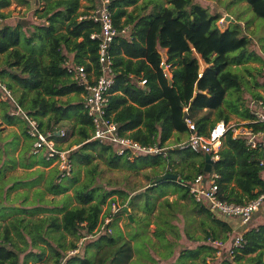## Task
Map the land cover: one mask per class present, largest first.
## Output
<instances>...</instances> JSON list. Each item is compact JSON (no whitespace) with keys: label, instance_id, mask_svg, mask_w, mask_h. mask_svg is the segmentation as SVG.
Listing matches in <instances>:
<instances>
[{"label":"trees","instance_id":"obj_1","mask_svg":"<svg viewBox=\"0 0 264 264\" xmlns=\"http://www.w3.org/2000/svg\"><path fill=\"white\" fill-rule=\"evenodd\" d=\"M46 1L48 2L43 9L35 10L42 21L34 23L35 28L29 29V34L26 33L28 28L26 29L22 22L10 25L1 24L0 21V77L11 90L15 101L28 115L36 118L44 130L56 131L69 125L66 135L57 137V140L66 142L73 138L68 146L72 169L69 173L62 174L57 165L46 159L45 151L42 159L36 157L40 151H35L34 140L28 133L25 117L16 113L18 107L15 102L2 98L0 122L7 125L18 123L21 133L32 141V148L28 151L24 147L19 158L10 155L12 151L10 145H14L17 138L19 139L16 131L6 136L8 138L14 134L13 140H8L3 147L0 145V203L3 201L8 203L5 208L10 211L4 217L9 213L13 215L8 223L0 224V264H26L20 257L25 246L27 248L29 245L26 234L32 238L36 234L41 240H46L44 236H51V232L55 230L70 233L78 238L87 236L99 225L103 204L107 201L109 205L106 213H110L112 203L117 201L113 197L115 194L121 196L126 205L114 214L110 224L114 231L99 237L98 251L95 252L98 261L92 262L76 254H69L71 258L67 259L68 256L67 261L75 262L81 258L80 261H83L79 263L83 264H132L134 244L130 240L118 243L121 239L123 241V234L122 230L120 235L115 234L116 218L121 212H129L131 208L133 211H130L127 217L132 224L133 232H129V239H141L146 246L150 242L146 230L151 224L157 201L169 190L179 192L181 197L196 203L198 212L203 216L200 228L203 225L207 228H204L206 235L201 237L202 239L227 241L234 228L226 220L228 217L215 214L207 206V209L199 207L190 193V184L196 175L207 173L204 170V159L200 166H196L195 172L184 173L183 170L181 172L174 170L175 153L185 150L188 152L183 156L186 160L188 157L204 156L203 152H196L190 147L174 146L161 153L139 154L129 159L118 154L112 144L92 139L94 125L84 105L86 89L74 78L73 71L69 70L68 54L74 52L75 62L86 65L88 71L94 68L95 73H98L99 39L91 38V34L100 31L101 24L90 16L78 20L80 0ZM88 1L90 3L87 6L88 10L96 9L102 2ZM246 1L258 16L264 18V0ZM19 2L31 5L29 0ZM142 2L140 3V0L108 2L116 26L119 29L127 28V34L118 35L110 47L115 82L110 89L109 114L113 115L117 122L120 134L130 136L145 145L157 143L167 146L175 132H191L184 119L185 108H188V118L195 123V132L208 134L220 119L229 120L221 107L226 102L229 90H240L244 81L238 72L231 69V65L247 58L251 38L243 31L239 19L226 28H221L218 21L223 15L211 12L208 7L195 0ZM11 3L12 0H0V10ZM151 4L153 7L149 11ZM130 6H133L132 10L128 9ZM88 12L83 11L80 14ZM7 16L0 11L1 20ZM61 27L65 28V31H60ZM38 40L44 44L41 53L30 49L31 44ZM161 50H165L168 55L165 64ZM85 56L90 61H86ZM166 64L171 66L172 80L165 70ZM261 73L264 74V68ZM142 80L146 82L142 83ZM257 85L264 86V82ZM262 97V94L257 93L251 100ZM251 100L244 102L245 108L238 111L249 121L254 118ZM237 105L233 106L239 107ZM204 109L206 111L199 115L198 112ZM215 110L218 112L213 118ZM245 125L256 131L264 129L263 123L249 122ZM1 138L0 136V140ZM74 144L77 146L72 148ZM2 155L7 158L1 157ZM263 158L264 149L251 148L244 136L234 137L233 131L229 130L223 140L220 159L214 162L213 167V171L220 175L221 197L230 202L243 204L264 191L263 166L260 165ZM100 161L111 168L152 167L155 170V177L144 191L133 195L132 192L136 190L133 187L129 192L122 188H109V182L99 186L97 177L101 172ZM18 164L25 168H32L35 165L53 166L56 176L61 181L52 174L48 180V190L53 194H59L72 187L77 204L66 207L64 203V206L59 205L60 202L57 203L56 200L42 199L54 206L28 207L29 203H26L28 198L24 195L23 200L20 199L22 203L17 206L20 194L16 193V197H12L11 191L19 185L34 186L43 177L42 174L39 178L32 179L7 176L5 170L16 168ZM82 168L85 179L80 181ZM170 170L180 175L178 181L168 179L157 181L159 176ZM66 177L68 181H64L63 178ZM160 186L163 187L160 189ZM36 192L41 196L44 194L40 189ZM139 198H143L144 201L137 202ZM32 203L35 204V201ZM167 205L170 206L172 203L168 201ZM162 206L161 201L158 219L155 221L156 235L162 238L163 244L172 248L173 243L165 238L166 233L178 236L179 233L176 232L178 229L175 223L170 220L173 216L171 211L169 209L166 211ZM125 207L129 210H125ZM263 207L264 205L261 208ZM45 210L49 213L42 215L38 221L25 217L26 213L36 216ZM139 212H143L144 215L139 216ZM259 215L264 217V211ZM261 218L256 225L249 224L246 227L242 244L234 247L235 257L230 258L228 252L224 251L223 263L220 264L233 262L264 264V219ZM47 224L50 227L46 228ZM103 241L104 244L101 243ZM60 248L78 249V244L74 241L67 245L60 242ZM218 251L217 246L200 244L196 249H184L182 255L188 257L192 254L197 257L203 254L202 260L207 264L206 255L216 258ZM38 254L29 253L26 258ZM55 254L54 264H60L64 258L63 252L56 249Z\"/></svg>","mask_w":264,"mask_h":264},{"label":"rangeland","instance_id":"obj_2","mask_svg":"<svg viewBox=\"0 0 264 264\" xmlns=\"http://www.w3.org/2000/svg\"><path fill=\"white\" fill-rule=\"evenodd\" d=\"M143 0H140V3ZM158 2H164L166 0H157ZM198 3H201L203 6L208 7L211 12L213 13H221L223 17L218 21V24L220 25L221 28H226L229 26L231 23H235L236 19H239V22L242 24V29L246 33L247 36L251 38V42L248 46L247 53V58L244 60L243 63L237 64L236 66H232V69L236 72H238L244 79L243 82V88L244 90L240 91L241 96H243L245 99L248 97L250 99V92L254 90V88L258 87L257 84L256 87L254 86L255 82H258L259 84L264 82V74H262V70L264 68V18L258 16L252 7L249 5V3L246 0H195ZM30 6L27 4H20L19 0H12L11 5L3 8L0 11H3L6 13L8 16L4 19L1 20V24H10V25H15L17 23L22 22L23 25L26 26V29L28 28V31L26 32L29 34V29L34 30V23L41 22L42 19H39L37 14H36V9L42 7V0H29ZM153 4L150 5L149 11L152 9ZM130 9H132L130 7ZM30 49L34 50L35 52L41 53L44 50V44L41 41H36L33 44H31ZM161 54L163 55V59L165 60L167 57V53L165 50H161ZM261 87V86H260ZM245 89L247 90L245 92ZM234 95L229 96V101L233 100ZM66 98V97H64ZM2 97L0 96V101ZM247 99V101H248ZM224 106V105H223ZM224 108V107H223ZM69 127V125L63 126V128L66 130ZM0 136L2 137L0 140V145L3 147L8 143V140H13L14 134L12 136L6 137L9 133L16 131V136L19 135V139L17 138V142H14V145H10V149H12L11 154L15 158H19L21 156V151L25 147L26 150L30 151L32 148V141L24 136V134L21 133V128L19 124L15 125H7V124H2L0 122ZM178 136L176 137V139ZM189 138V137H188ZM188 138H184L183 136H179L180 140H176V144L179 143L180 141H185ZM73 138H71L69 141L65 142L66 146H69V143H71ZM175 139V138H174ZM176 144L174 146H176ZM77 145H72V147H76ZM26 152V151H25ZM188 153L185 150L179 152L178 154H174L173 158H184L183 156ZM44 155V151H40L36 155L37 158L42 159ZM1 157L7 158V156L2 155ZM186 159H194L192 157H188ZM98 161V160H96ZM189 162V160H187ZM100 163V169L101 172L97 177L98 185L102 186L104 185V182H109V188H122L125 189L129 192H131V188H135L136 190L132 192V195L135 193H140L146 189L149 185H151L152 178L155 177L154 172L155 170L152 167L148 166H141L140 168L137 167H124L120 166L118 168H111L107 165H105L102 161ZM78 167V165H76ZM7 167H5L6 169ZM178 167L177 169L175 168L174 170H181ZM55 168L53 167H44V166H34L32 168H25V167H20L19 164L16 166V168H8L5 170V173L7 176L13 175V176H19L24 179H32V178H39L42 174L41 180L37 183L34 184V186H19L16 189H13L11 191V196L16 197V193H19V199L17 202H20V199L24 196L27 195L28 201L29 202H34L36 204H40L42 207H52L53 204H50L49 202L42 201V199H49L52 201H55L57 203L62 202L64 200V204L67 207V203L69 202L70 205H75L77 204V201L74 198V189L70 187L66 192L62 194H52L48 190V180L53 174V176H56L57 173H55ZM193 172L194 169L190 168L189 165H187L185 171L187 172ZM82 174L80 177V181H83L85 179L84 175V168L81 169ZM32 172V173H31ZM64 181H68V177L63 178ZM163 186H160L159 188L161 189ZM37 189H40L43 191V196L36 194ZM66 196V197H65ZM71 197V199H69ZM65 197V199H63ZM113 197L117 199V203H119L121 206L126 205L123 202V198L119 196L118 194H115ZM181 195L180 193H172L171 190L167 191L166 194H164L163 197H161L159 201H162L163 206L166 211L169 209L172 213L173 216L170 217V220L175 223V227H177L179 233V237L172 235V234H167V237L169 240L174 242L173 246V255L169 257L168 259H165L161 257V253L166 249L164 248V245H161V243L158 240H154L155 243L149 242L150 244H147L146 246L143 245V242L141 239L136 240L135 242V255L132 264H170L177 259H179V252L181 249H186V248H195L199 244H208V245H214L216 246L213 241L214 240H208V239H202L201 237H204L206 235L205 229L206 225H203V227L200 228L202 225V218L203 216L198 215L194 213L193 207L194 203L191 202L190 199L183 200L180 198ZM167 198V200H165ZM1 200V198H0ZM59 200V202L57 201ZM109 200V199H108ZM144 201L143 198L137 199V202ZM170 201L172 205L168 206L167 202ZM109 201H107L105 204H103V209L108 207ZM5 203V202H3ZM13 203V202H12ZM21 203V202H20ZM8 204V203H7ZM7 204L5 203V207H7ZM1 208L0 209V217H4V215L10 211L8 208ZM133 211L131 208L129 210ZM129 212L123 211L121 212V215L116 218L115 222V234L120 235L121 230L123 234V241L119 240L118 243L121 244V242H124L126 240H130L132 243L134 239H129L130 235L129 232H133L132 230V224H130V220L127 217L129 215ZM155 213H153L152 219H158L157 215L159 214V209L154 210ZM139 216H143V212L138 213ZM8 217V214H7ZM13 215L9 216L8 219L5 221V224L8 223L12 219ZM230 220V222L233 225H236L237 219L235 218H227L226 220ZM258 220V219H257ZM2 225L3 223L0 222ZM120 227V228H119ZM155 229V224H151L149 228V234L152 235L151 231ZM207 229V228H206ZM136 230V229H135ZM134 230V232H135ZM114 231V229H113ZM234 232L230 233V238L232 239L234 236ZM89 235V234H88ZM87 235V237H88ZM101 236V235H100ZM98 236L97 238L99 239ZM92 237V235H91ZM89 238L86 240L85 247L82 249V253H79V255L84 256L85 254V248L88 245H91L93 241H91L92 238ZM86 238V237H85ZM84 238V239H85ZM96 239V238H95ZM30 240V239H29ZM94 240V239H93ZM70 241L78 242L79 246V238L71 236ZM69 241V242H70ZM83 241V240H81ZM98 241V240H94ZM82 243V242H81ZM101 243H105L104 241ZM230 243V242H229ZM81 245V247H83ZM145 246V247H144ZM230 244H227L225 247L224 251H229ZM49 247H46L48 249ZM29 249H39L37 246H29ZM37 250V251H38ZM26 251L24 250L21 253V261L23 262L25 259ZM46 251V250H45ZM222 253L224 252L223 250H219ZM77 253V252H76ZM148 253H151L149 257H152L153 255L155 257H161L159 261H151L150 263L147 262L148 258ZM222 253L218 254L216 253V258L212 257L211 255H206V260L207 264H220L223 263V257ZM208 256V257H207ZM50 256H47V259H49ZM235 256H230V258H234ZM30 264V262H33L31 259L27 260L26 264ZM235 262H233L234 264ZM185 264H205L201 258H197L194 261L191 260V258H187V261ZM240 264V263H239Z\"/></svg>","mask_w":264,"mask_h":264},{"label":"built area","instance_id":"obj_3","mask_svg":"<svg viewBox=\"0 0 264 264\" xmlns=\"http://www.w3.org/2000/svg\"><path fill=\"white\" fill-rule=\"evenodd\" d=\"M109 0H102L100 5L91 13L90 17L99 21L101 29L98 32H93L91 38L99 39L98 59L100 68L98 73L94 75L87 70L86 65L77 62H69V70L73 71L74 78L78 83L85 87V108L88 115L91 117L94 129L92 139L100 140L101 142L110 143L116 147V151L120 155H125L129 159L134 155L161 153L168 147L160 144L145 145L141 141L133 139L130 136L120 134L117 122L113 119V115L109 114V95L110 89L115 82L114 77V61L113 54L110 51L112 42L118 35L127 32V28L119 29L112 17L108 7ZM163 57V55H162ZM164 60V59H163ZM166 59L163 64H165ZM168 65V64H166ZM146 80H142L145 83ZM0 91L2 98L11 99L15 102L18 110L16 113L21 114L27 121V129L29 135L34 140L35 151H45L46 159L52 161L62 171V174L69 173L72 169L71 160L68 157L70 149L61 147V142L57 140L59 136H65L66 130L60 128L56 131L44 130L39 121L28 115L27 112L15 101L11 90L3 82L0 77ZM263 97L257 100H251V108L254 113V118L249 122H258L264 124V89ZM188 127L191 129L189 138L185 141H180L176 144L178 147H190L196 152L209 153L213 162L220 159V150L224 138L229 130L233 131L234 137L244 136L246 143L254 149H264V129L254 130L245 125V123H226L224 120L218 121L208 134H198L195 132V123L192 119H185ZM260 165L263 166L264 173V158L261 159ZM219 173L211 172L199 173L196 175L190 184V193L200 202H204L206 206L213 212L223 216L238 218L241 227H247L253 220L255 214L260 211L264 205V191L259 193L255 198L240 204L230 202L220 195ZM125 206V205H124ZM121 206L119 203H112L110 213H106L108 207L103 209L101 220L95 230L89 233L88 237L100 236L104 233H110L113 228L110 226L114 214L117 213ZM235 234L232 239L227 241L214 240L213 243L219 247V250L225 249L227 244H230L228 254L234 256V247L242 244L244 239V231L233 228ZM230 242V243H229ZM79 249L71 250L69 254H75ZM222 251H218L221 254Z\"/></svg>","mask_w":264,"mask_h":264},{"label":"crops","instance_id":"obj_4","mask_svg":"<svg viewBox=\"0 0 264 264\" xmlns=\"http://www.w3.org/2000/svg\"><path fill=\"white\" fill-rule=\"evenodd\" d=\"M48 1H46V0H42V7L40 8V9H43L45 6H46V3H47ZM80 4H81V6H80V8L78 9V12H79V16H78V20L79 21H81L83 18H86L87 16H90L91 15V13L95 10H92V9H87V6L88 5H90V3H89V1L88 0H80ZM132 9H133V6H130ZM130 7H128V9L129 10H132V9H130ZM83 11H89L88 12V14H80V12H83ZM60 31H65V28H60ZM127 33H124V34H122V35H126ZM80 40L82 39V37H80L79 38ZM166 52V51H165ZM69 62H75L74 61V58H75V53L74 52H69ZM168 58V55H167V57H166V59ZM85 60L86 61H90L89 60V58L87 57V56H85ZM244 61H242V62H240L239 64H241V63H243ZM238 63H235V64H232L231 65V69H232V66H236ZM202 67H204V64H202ZM165 70H166V72L168 73V75H169V77H170V79L172 80V78H173V73H172V69H171V66H169V65H165ZM233 70V69H232ZM90 72H91V74L92 75H94L95 74V69L93 68V69H91V70H89ZM234 71V70H233ZM244 82V81H243ZM258 82H255L254 83V86L256 87V85L255 84H257ZM263 89H264V86H259V87H256V88H254V90H252L251 92H250V99H248V97H246V99L243 97V96H241V94H240V91L242 90H244V88H243V86H242V88L240 89V90H234V89H230L229 90V92H228V94H227V99H226V102L225 103H223V105H222V109H223V112H224V114L226 115V116H228V119L229 120H225L224 118H222V119H220V120H224L226 123H246V122H248L249 120L247 119V118H244L243 117V115H242V113H239L238 111H241V110H243V108H245V105H244V102L246 103V102H248L249 100H251V99H254V97H255V94H257V93H260V95L263 93ZM247 90L245 89V92H246ZM230 95H234L233 96V100H231V101H229L230 99H229V96ZM82 96H83V94H82ZM84 97V96H83ZM247 99H248V101H247ZM250 102V101H249ZM234 104H238L237 106H239V107H235V106H233ZM224 107V108H223ZM186 109V111L188 112V108H185ZM204 111H206V109H204V110H200L199 112H198V114L199 115H201ZM216 112H218V110H215L214 111V113H213V115H212V117L214 118V117H216ZM219 120V121H220ZM190 134H191V132H182V133H180V132H175L174 134H173V136L169 139V141L167 142V147L168 148H170V147H174V145L176 144V140H180L179 139V136L181 135V136H183L184 138H188L189 136H190ZM178 136V138L176 139V137ZM175 138V139H174ZM67 142V141H66ZM66 143L65 142H61V147H64V148H69L68 146H66L65 145ZM223 144V143H222ZM76 145V144H75ZM73 148V147H72ZM176 154V153H175ZM194 159H184V158H182V160H181V158L179 159V158H174V160H173V164L175 165V167H174V169L176 168H178V167H180L179 169H181L180 170V172L183 170L184 171V173H189V171L190 170H188L187 172L185 171V169H186V167H187V165H189V167L190 168H192V169H194L193 170V172H195L196 171V166H200V164H201V161H202V159H204V161H205V153H204V156H197V157H193ZM187 160H189V162L187 161ZM186 164V165H185ZM49 167H53V166H49ZM213 167H214V162H213ZM46 168H48V167H46ZM172 169V168H171ZM171 172H174V173H176L175 171H172V170H170ZM179 171V170H178ZM177 174V173H176ZM178 175V179H176L175 181H178L179 180V178H180V175L179 174H177ZM56 178H58L57 176H56ZM59 179V181H61V179L60 178H58ZM57 179V180H58ZM19 186H22V187H25V186H23V185H19ZM19 186H17L16 188H18ZM8 187V186H7ZM15 188V189H16ZM172 193H179V192H174V191H171ZM53 194V193H52ZM59 194H62V193H59ZM54 195V194H53ZM23 198L24 197H22L21 199L23 200ZM181 199H183V200H186V198H183V197H180ZM196 199V198H195ZM191 200V199H190ZM28 201V200H27ZM58 202H59V200H57ZM196 201H197V204H198V206L199 207H205L206 209H207V207H206V204L204 203V202H200V201H198L197 199H196ZM3 202H5L6 204H7V202L6 201H3ZM0 203V205L1 204H5V203ZM161 201H159V203H160ZM191 202H193L192 200H191ZM22 203V202H21ZM159 203H158V205H157V208L156 209H159ZM194 203V202H193ZM31 204V205H30ZM8 205V204H7ZM16 205L17 206H20V202L18 203H16ZM28 205V207H34V206H36V205H39V206H41L40 204H34V203H32V202H29V204H27ZM59 205H61V206H64L63 205V202H60L59 203ZM6 206V205H5ZM54 206V205H53ZM52 206V207H53ZM67 206H72V205H70V204H68ZM42 207V206H41ZM49 207V206H48ZM47 207V208H48ZM193 211H194V213H196V214H198V215H201V213H199L198 212V210H197V208H196V203H194V207H193ZM263 211H264V207L263 208H261L260 209V211H258L256 214L258 215H256L255 216V218H253V220H252V222L250 223L251 225H256L257 223H258V220L257 219H259L260 217H262L261 219H264V217L263 216H261V215H259V213L260 214H262L263 213ZM49 212H48V210H45V211H43L42 213H38L36 216H32V215H30L29 213H26V215H25V217L26 218H29V219H32L33 221H38L39 219H40V217H42V215H45V214H48ZM155 213V212H154ZM215 213V212H214ZM215 214H218V215H221V214H219V213H215ZM12 214L11 213H9L8 214V217L9 216H11ZM131 215V214H130ZM223 216V215H222ZM8 217H7V215L5 216V217H0V222H2L3 223V225L5 224V221L8 219ZM153 217V216H152ZM151 217V218H152ZM225 217H228V216H225ZM224 218V217H223ZM228 218H233V217H228ZM225 219V218H224ZM227 219V218H226ZM235 219H237V223H236V225H233L231 222H230V220L228 219V221H229V223H231L233 226H234V228H239V229H241L242 231H244L245 232V230H246V227H241L242 225H241V223H240V220L238 219V218H235ZM157 219H152L151 220V224H155V229L153 230V231H151V233H152V235H150L149 234V228H150V225L151 224H149V228H148V230H146V232H147V235H148V238H150V242L152 241V243H155V241L154 240H158L160 243H161V245H164V248H166L162 253H161V257H163V258H165V259H168L169 257H171L172 255H173V246H174V242L172 241V248H169V247H167L165 244H163V241H162V238H160V237H158L157 235H156V229H157V224H156V221ZM1 224V223H0ZM2 225V224H1ZM47 227H50V225L49 224H47V226H46V228ZM45 228V229H46ZM178 233V232H177ZM51 236H44V238H46V240H41V239H39L38 238V236L35 234L34 235V237L32 238V237H30L29 235H27L26 234V239L28 240V242H29V245H28V247L26 248V246H25V250H27L26 251V255H25V259H24V261H23V263H27V260L28 259H31L33 262H30V264H54V262H55V257H56V254H55V250L56 249H61V251L63 252V256H64V258L62 259L63 261H61V263L60 264H83V263H79V261H80V259L79 260H77V261H75V262H69V261H67L66 260V258L69 256V253H70V251H71V249H77V248H68V249H64V248H60V242H62L64 245H67V244H69L71 241H70V239H71V236H73V235H71L70 233H67V232H58V230H55V231H53V232H51ZM167 234H172V235H175L174 233H170V232H167L166 233V236H165V238L166 239H168L169 240V238L167 237ZM175 236H177V237H179L178 235H175ZM75 237V236H74ZM86 237V238H85ZM98 236H93V237H91L92 239H91V241H93V243H91V245H88V246H86V248H85V254H84V256H81L83 259H89V260H91L92 262L93 261H95V262H97L98 261V258L96 257V255H95V252H97L98 251V248H97V245H98V242L97 241H94V240H98V238H97ZM154 238V240L153 239H151V238ZM85 238V239H84ZM90 237H87V236H81V237H79V246H78V251H77V253H75L76 255H79V253H82V249L85 247V241L86 240H88ZM96 238V239H95ZM30 239V240H29ZM94 239V240H93ZM81 240H83V241H81ZM136 240L137 239H134L133 240V244H134V250H135V242H136ZM70 241V242H69ZM171 241V240H170ZM82 242V243H81ZM77 244H78V242H77ZM84 244V246L83 247H81V245H83ZM148 244H150V243H148ZM37 246L39 249H41V250H36V249H29V246ZM200 245V244H199ZM198 245V246H199ZM197 246V247H198ZM46 247H49L48 249H46ZM66 247V246H65ZM197 247H195V248H190V249H196ZM169 248V249H168ZM170 249H171V251H170ZM46 250V251H45ZM183 250L184 249H181L180 250V252H179V259H177L176 261H174V262H172V263H170V264H185V262L187 261V258L189 259V258H191V260H195V259H199V258H201V260H202V257L204 256L203 254H200V256L198 255L197 257H195L194 255H189L188 257L187 256H183L182 255V252H183ZM31 251H33V252H38L39 254H38V256H34V255H30V257H28V258H26V256L29 254V253H33V252H31ZM74 254V255H75ZM134 255H135V252L133 253V259H134ZM151 255V253H148V260H147V262L146 263H150L151 261H154V260H156V261H159L160 259H161V257L159 256V257H155L154 255L152 256V257H149ZM47 256H50L49 257V259H47ZM21 257V256H20ZM208 257V256H207ZM71 258V256H69L67 259H70ZM207 259V258H206ZM66 260V261H65ZM81 261H83V260H81ZM80 261V262H81ZM203 261V260H202ZM208 260H206V262H207ZM209 262V261H208ZM205 263V262H204ZM28 264H29V262H28ZM206 264V263H205Z\"/></svg>","mask_w":264,"mask_h":264},{"label":"water","instance_id":"obj_5","mask_svg":"<svg viewBox=\"0 0 264 264\" xmlns=\"http://www.w3.org/2000/svg\"><path fill=\"white\" fill-rule=\"evenodd\" d=\"M187 115H188V112L186 111L185 112V115H184V119L187 118ZM204 170L206 172H211L213 170V159L211 158V155L209 153H206L205 154V166H204ZM167 179L168 180H176V179H178V175L176 173H174V172L169 171V172H167V173L159 176L157 178V181L159 182V181L167 180ZM3 207H5V204H1L0 205V209L3 208ZM125 210H129V208L128 207H125ZM130 217L132 218V215H130ZM234 264H239V263H236L235 262Z\"/></svg>","mask_w":264,"mask_h":264}]
</instances>
